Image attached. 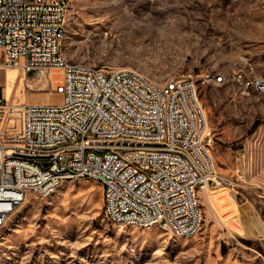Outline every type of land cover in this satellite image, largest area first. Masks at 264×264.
<instances>
[{
    "label": "rangeland",
    "instance_id": "rangeland-1",
    "mask_svg": "<svg viewBox=\"0 0 264 264\" xmlns=\"http://www.w3.org/2000/svg\"><path fill=\"white\" fill-rule=\"evenodd\" d=\"M63 50L69 62L134 72L163 86L194 79L220 174L233 178L248 161L251 173L235 188L193 193L203 225L192 237L169 232L161 218L150 229L113 223L94 180L60 182L47 198L28 193L0 227V264H264V97L243 94L234 81L238 74L264 78V0H70ZM62 79L55 68L0 69L4 144H23L16 106L60 103L54 89ZM82 150L68 161H82L89 147ZM99 155L104 148L92 150ZM105 155H116V147H105ZM169 156L182 157V148L144 150L146 158ZM51 171L62 175L59 165Z\"/></svg>",
    "mask_w": 264,
    "mask_h": 264
},
{
    "label": "built area",
    "instance_id": "built-area-1",
    "mask_svg": "<svg viewBox=\"0 0 264 264\" xmlns=\"http://www.w3.org/2000/svg\"><path fill=\"white\" fill-rule=\"evenodd\" d=\"M69 5L70 0H0V69L63 73L54 89L63 95L60 103L16 106L22 146L3 143L7 104L0 99V222L28 193L47 198L60 182L80 179L101 183L104 212L113 223L122 219V227L150 229L151 219L161 218L175 235H196L203 215L193 193L247 183L241 170L233 178L220 174L197 83L186 78L163 87L134 72L112 74L69 62L63 50ZM234 81L245 95L259 86L241 74ZM79 147H89V154L68 161ZM105 147H116V155H105ZM133 147H141V155ZM158 147H181L182 157H144L145 149ZM96 148H104V155L92 157ZM20 153L40 156L39 165H27ZM51 165H59L62 175H52Z\"/></svg>",
    "mask_w": 264,
    "mask_h": 264
},
{
    "label": "bare ground",
    "instance_id": "bare-ground-1",
    "mask_svg": "<svg viewBox=\"0 0 264 264\" xmlns=\"http://www.w3.org/2000/svg\"><path fill=\"white\" fill-rule=\"evenodd\" d=\"M66 23H67V18H64L63 38H64L65 33H66ZM8 70L18 72V69L17 68H8ZM106 72H108V71L106 70ZM241 75H243V77L247 78V82H249V83H256V85H259V86H253V94L255 93V94H258V96L259 95L261 96V94H260V86H262V89L264 90V78L263 77H252V78H250V77H248L245 74H241ZM217 81L218 82H222L223 81V78L222 77H219V78H217ZM235 83L238 84V85H240L241 88H242V85L239 84V82H235ZM163 87H170V84L169 85H165ZM79 148H83V150L81 152H82V154H84V150H86L87 147H79ZM163 150H167V149H163ZM167 151L175 152L176 150L175 149H169ZM37 158H40V156H36V155L31 154V153H20V160L25 161L27 163V165H39L38 164V161H37ZM51 174L52 175H59L58 173L53 172V171H51ZM23 202L24 201H20L18 203L17 207L20 204H22ZM17 207L12 208L8 212V214L6 215V220L0 222V227L4 226V224L7 222L8 218L14 213V211L17 209Z\"/></svg>",
    "mask_w": 264,
    "mask_h": 264
},
{
    "label": "crops",
    "instance_id": "crops-1",
    "mask_svg": "<svg viewBox=\"0 0 264 264\" xmlns=\"http://www.w3.org/2000/svg\"><path fill=\"white\" fill-rule=\"evenodd\" d=\"M249 96V95H248ZM0 99H3V98H0ZM213 130V129H212ZM247 157H248V155H247ZM216 160V159H215ZM238 160H240V159H238ZM244 163V162H243ZM246 163V162H245ZM245 163H244V165L242 166V168H240V166L237 164V166H236V168H235V173H236V171L237 170H241L243 173H246V175L248 176L250 173H251V165H249V161H248V164L246 163V165H245ZM218 165V164H217ZM219 168V167H218Z\"/></svg>",
    "mask_w": 264,
    "mask_h": 264
}]
</instances>
